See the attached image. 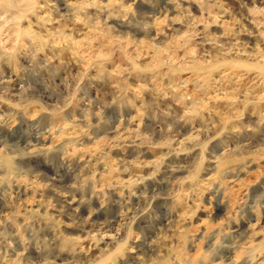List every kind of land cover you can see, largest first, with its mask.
<instances>
[{
	"label": "clouds",
	"instance_id": "9594fccd",
	"mask_svg": "<svg viewBox=\"0 0 264 264\" xmlns=\"http://www.w3.org/2000/svg\"><path fill=\"white\" fill-rule=\"evenodd\" d=\"M236 3L0 0V264H264V0Z\"/></svg>",
	"mask_w": 264,
	"mask_h": 264
},
{
	"label": "rangeland",
	"instance_id": "374dc122",
	"mask_svg": "<svg viewBox=\"0 0 264 264\" xmlns=\"http://www.w3.org/2000/svg\"><path fill=\"white\" fill-rule=\"evenodd\" d=\"M225 2H226L228 5L232 6V7H236V8L239 7V5L236 3V0H225ZM189 6L192 8V11H193V13H194L195 15H200V14H201V13H200V8H199V6H198L197 4L192 3L191 5H189L188 3H185V7H189ZM217 30H218V29H216V28H213V29H212L213 32H216ZM246 39H248V38H246ZM213 103H216V104H218V105L223 106V105L227 104V101L224 100V99H222V98H217L216 100L213 101ZM187 127H191V125H188ZM258 167H259L262 171H264V161H261L259 165H255V164H254V165L252 166L253 169L258 168ZM251 170H252V169H249V171H251ZM242 175H246V173H244V174H242ZM253 179H255V175H253ZM260 182L264 183V176H261V177H260ZM206 202H207V197H206ZM217 211H219V210L217 209Z\"/></svg>",
	"mask_w": 264,
	"mask_h": 264
}]
</instances>
